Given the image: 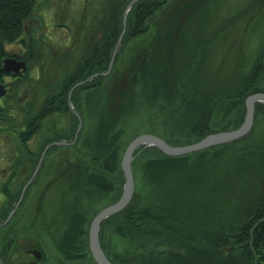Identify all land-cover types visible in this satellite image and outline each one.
Instances as JSON below:
<instances>
[{
	"label": "rangeland",
	"instance_id": "374dc122",
	"mask_svg": "<svg viewBox=\"0 0 264 264\" xmlns=\"http://www.w3.org/2000/svg\"><path fill=\"white\" fill-rule=\"evenodd\" d=\"M36 1L35 10L25 22L20 37L25 40L24 42H29L32 38L28 46L29 48L31 44L33 45L32 60L26 61L27 69L19 74L23 77V80L19 81V86L10 84L16 79L13 75L4 77L7 91L6 95L0 98V109L3 107L5 111L2 120L4 124L0 125V212L6 206V195L21 188L25 182L19 191L17 202L12 206V209L15 208L13 213L8 219L7 216L5 217L6 225L0 229V245L3 243L8 245L10 249L8 261L11 264H19L20 260H27L24 251L30 248L42 253L40 264H89L85 259L80 261L82 257H79L78 247L74 243L77 241V232L63 225L64 212H59L57 209L58 203L62 200L57 190L61 184H66L61 194H65V198L68 195L69 167L72 165L69 158L73 161L79 157L74 154L72 147L60 146L49 150L50 144H48L46 149V146L40 149L46 136L67 134L73 118L69 113L47 115L38 132L26 141L33 155L24 151L14 130L20 125L24 111L34 110L45 94L55 90L65 73L75 68L90 39L100 37L102 34L100 24L104 19L100 7L104 3L108 5L111 0ZM180 1L169 0L167 4L169 7L159 10L149 22L147 33L131 38L128 42H123L121 39L118 42L119 37L117 38L112 59L113 62L117 55L115 68L120 67L119 70L122 71L130 62L139 64V67L143 63L150 64V70L147 71L150 77L143 76L142 71L145 68L139 67L137 76L134 75L135 85L129 91L132 94L131 102L134 107L122 121L125 127L123 133L125 141L133 134L137 136L143 132L158 136L168 134L174 139L181 140V133L190 130L193 126L195 127L192 130L202 125L201 121L205 118L201 110L206 106L212 107L208 123L218 130L228 120L229 113L224 109V102L221 99L217 100L224 92V85L228 83L226 75H233L234 78L239 74L235 71L236 56L245 58L246 61L241 59L247 67L253 60L250 57L256 54L259 47H264V16L260 15L264 14V7L259 10L258 3L251 5L248 11L247 9L245 11V7L251 4L249 0H211L197 6L196 12L193 9L194 13L198 12L199 17L197 14L194 15L195 18L189 24L187 22L191 14L188 10H182L180 20L175 22V27L170 30V22L181 8H176L175 4ZM96 11L100 12V15H95ZM125 23L123 22L124 29ZM164 30H168V33ZM179 33L182 34V39L175 44L174 41L177 39L175 36ZM20 39L7 44V50L9 54L26 57L28 48ZM171 43L172 45L166 48V45ZM164 51L169 52L170 56L165 58L162 55ZM165 63L169 69L164 71L162 68L165 67ZM112 65L113 63L110 68ZM110 68L108 67L107 72ZM162 74L166 75L164 79H152L154 75L160 77ZM171 74L177 82H171L172 87L167 89ZM87 93L88 90L81 94L83 96ZM101 97V89L88 95V118L93 125L97 119L94 117L96 106H92L94 100ZM69 105L82 126L84 121L71 101ZM83 116L86 117L85 113ZM252 121L251 128L253 126L254 128L250 140L246 142L242 140L237 144L217 149L209 148L205 152L189 153L177 163L176 168L179 169L177 175L167 176L164 186L150 179L155 173L157 160L147 154L135 156L144 148L138 147L137 151H134L133 191H136L138 202L150 203L155 211L172 216L177 222L181 221L186 228L183 235L175 230L167 235L159 232L154 235L155 241L164 239L169 248L172 247L180 252L177 247H180L181 243L176 237L179 240L188 234V236L200 237L199 243L191 249L196 251L198 261L200 258L197 264H209L208 260L202 259V256L208 254V250L205 251L201 240L207 235H219L224 229H229L235 224L232 222L233 219L235 221L237 216L239 220L242 219L241 212L246 210L243 205L248 206L249 203V206H252L264 194V162L256 160L259 166H263L260 176L255 172L248 176V171L244 169L242 162L240 165L237 163L234 168H231L232 165L225 166L230 157L233 162L239 161L238 157L241 153L251 157L253 149L256 152L257 149L264 150V137H261L264 135V128L261 126L263 123H255L254 114ZM75 133L74 139L77 136ZM58 141L68 143L71 140ZM253 143L259 148L256 149ZM38 154L37 164L43 161L44 165L42 168V163L40 164L41 174L37 181H34L37 174L33 177L31 189L26 195V189L23 193L22 190L36 170L37 165L33 167V162ZM29 156L31 160L35 156V160L29 162ZM159 166L161 168V165ZM150 170L153 172L148 173ZM231 175L232 180L237 182L231 185L235 190L232 189L229 196H226L227 199L215 198L216 190H224L225 184L216 185V181L212 182V180L219 176L231 177ZM19 204L21 208L14 215ZM241 204L240 211L234 208ZM10 219L11 221L8 222ZM174 226L179 227V222ZM161 245L159 243V246ZM224 250L226 253L230 252L228 246L223 248ZM228 255L233 254L228 253ZM159 260L166 261L168 257L161 255L157 260L158 264Z\"/></svg>",
	"mask_w": 264,
	"mask_h": 264
},
{
	"label": "trees",
	"instance_id": "16d2710c",
	"mask_svg": "<svg viewBox=\"0 0 264 264\" xmlns=\"http://www.w3.org/2000/svg\"><path fill=\"white\" fill-rule=\"evenodd\" d=\"M209 1L211 2V0H181L179 3H176L175 7L181 8L179 12L173 16L175 18L170 22V30L175 27V22L180 20L182 10H188L191 14V18L187 22L189 24L195 18L194 15L197 14L198 16V12L194 13L193 9L196 12L197 6L202 3L206 4ZM249 1H251V4L245 7V11L246 9L248 11L251 5H256L257 3L259 4V10L264 7V0ZM128 2L129 0H111L108 5L105 3V5L102 4L100 12H102V15L104 14V19L100 24L102 31L100 37L90 39V43L85 47L84 54L76 63L75 68L65 73V76L56 86L55 90L45 94L41 102L35 106L34 110L24 111V116L21 119L22 121L19 123L20 125L14 130L22 148L25 149L28 148L26 141L38 132L37 130L41 127L42 121L45 120L47 115L69 113L73 118L72 125L67 131V134L60 133L46 136L43 139V144L40 149L42 150L47 144H50L48 147L49 150L60 146L72 147L71 149L75 151L74 154H77L79 157L73 161L69 158L70 156L68 157L69 162H71L70 164H72L69 167L70 179L68 182V195L65 198V194H61L64 191V185H66L61 184L60 188H57V190L60 194L59 198L61 197L62 200L58 203L59 207L57 209L59 212H64L62 214V216H65L63 225L77 232V241L74 243L78 247L77 251L80 253L79 257H82H80V261L85 259L89 264H98L91 256L90 248L88 247L89 224L99 210L113 203L121 195L124 184V172L121 170L120 166L121 157L126 149L125 147L135 136L133 134L129 140L125 141L123 138L125 127L122 121L134 107V104L131 102L132 94H130L131 92L129 91L131 87L135 85L133 80L137 76L139 64L137 65L135 62H130L129 65H125V69L123 68L121 71L119 70L120 67L115 68L117 63L116 55L112 62V67L107 72L110 64L109 61L113 54L112 51L116 46L117 38L123 28L122 15ZM168 3L169 0L135 1L127 12L125 18V32L121 41L128 42L131 38L133 39L139 37L141 34L147 33L149 31V22L159 10L166 8ZM36 4V0H0V66L5 56H15L14 54L8 53L6 45L20 39L25 28V22L33 14ZM100 12L96 11L95 15H100ZM260 15L264 16L262 13ZM186 24H184V27ZM184 29H186V27ZM183 31L184 30H182V32ZM164 32L168 33V30H164ZM181 37V33L177 34L175 36L177 39H175L176 41H174V43L180 42L182 39ZM31 40L32 38L29 39V42H24L25 40L23 38L20 39L27 48ZM172 43L170 45L167 44L166 48L170 47ZM32 48L33 45L31 44L28 48V54L25 55L26 57H22L26 61L30 62V60H32ZM162 55L166 58L169 52L165 53L164 51ZM240 56H242L241 53ZM236 57L235 71H238L239 74L234 78L232 77L233 75H226L228 83L224 85V92L217 100L219 101V99H221V101L224 102V109L229 113L228 120L225 121L224 125L222 124L218 130H229L239 127L243 122L242 120L246 112L245 98L253 92H264V47H259L256 54L250 57L253 60L248 63L247 67H245V64H243L244 62H242V59L246 61L245 58L241 57V59L238 55ZM164 65L165 67L162 68L164 71L169 69L166 63ZM149 66V63H143L139 67L145 68V70L142 71L143 76L150 77L147 72L150 70ZM105 72L107 73L105 74ZM4 75L5 73L0 70V82L4 81ZM162 75L160 77L154 75L152 79L157 80L159 78V80H162L164 76L166 77L165 74ZM13 76L16 79L10 84L19 86V81L23 80V77L16 73H13ZM169 78V88L167 89L172 87L171 82H177L174 79V75L172 76L171 74ZM77 81L82 82L76 85L69 97L73 107L84 122L74 139L73 136L77 130L76 127L79 118H77L74 112H72V108H70L68 92ZM98 89L102 90V97L94 100L95 103L92 106H96L94 117L97 119L95 125H93V122H90L88 118L89 108L87 102L89 100L87 99L90 93L96 92ZM87 90L88 93L82 96L81 93ZM128 105H130V107H128ZM211 110L212 107L210 106H206V108L202 109L201 113L204 114L205 118L204 121H201L202 125L192 130L195 127L193 126L190 130H186L183 134L181 133V140L177 138L174 139L168 134L159 136L171 145L196 142L200 138L208 135V133L218 131L217 128L212 127L210 123H208ZM82 113H85L86 117H84ZM4 114L5 111L2 107L0 109V125H2V123L4 124L2 121ZM254 121L255 123H263L261 126L264 128V102L262 101L256 102L254 105ZM89 123L91 124L89 128H87ZM10 127L12 129V126ZM253 128L254 126L247 134L238 139L192 152H205L209 148L217 149L219 147H227L232 144H237V142L242 140L246 142L250 140ZM11 132H13V130ZM261 137H264V135ZM68 139L71 140L68 143H56L58 140L67 141ZM140 148L143 147L140 146ZM255 148L257 149L259 146L256 145ZM257 151L258 152L253 149L252 155L250 154L251 157H247L246 154L241 153L238 157L239 161L235 160L233 162L230 157V160H227L225 166L232 165L231 168H234L237 163L240 165V162H242V164H244V169L248 171V176L251 175L252 172L260 176L259 174L263 172V166H259L256 160L259 159L261 163L264 162V150L257 149ZM192 152L172 156L163 153L156 146H146L135 156L140 157L147 154L149 157L151 156L157 160V167H155V173L152 175L153 178H150L149 174H147V176L157 184L159 183L161 186H164L167 181V176L177 175L179 171V169L176 168L177 163ZM38 157L39 154L33 162V167L37 165ZM75 162L76 164H74ZM41 163L43 168V161ZM159 165H161L163 170ZM132 166L133 162L131 163V169ZM42 168H38L39 170L36 172L37 175L34 181H37ZM150 172L153 171L150 170L148 173ZM250 179L251 178H249V180ZM213 181H216V185L221 183L225 184L223 185L224 190H216L215 198L217 199H219L218 197L227 199L226 196H229L232 189L233 191L235 190L231 185L237 183L236 180H232V175L231 177L219 176L212 180V182ZM228 183H230V185ZM31 186L32 183L29 182L25 190L26 195L30 191ZM21 188L9 194V200L0 212V221H4L10 209L13 208L12 206L17 202ZM241 206L242 204L234 208L240 211ZM243 206L246 207V210L244 211L242 208V219L239 220L236 215V220L234 221L233 219L232 221L233 223L235 222V224L232 223L233 225H231L229 229H224L219 235H207L205 239L203 238L201 240V242H203V247H205V251L208 250V254L202 256L203 260H208L207 263L264 264V194L261 195L252 206H249V203L248 206ZM20 208L21 204L17 206L14 215L17 214ZM9 221H11V219L8 220V222ZM178 222L179 227H175L174 225H178ZM178 222L170 215L155 211L148 202L139 203L135 191L129 203L122 210L115 212L113 215L104 218V220L100 222L98 232L100 246L106 257L114 264H158L157 260L161 255L167 256L168 260H159V264H197V262H200V258L198 261L196 251L191 248L199 243L200 237L195 235L188 236L189 234L183 236V239L180 240L176 237L181 243V246L177 247L180 249V252L175 251L172 247L169 248L164 239L160 240L161 242L155 241L154 239L155 234L161 232L167 235L172 232V230L180 232V234L183 235L186 228L181 224V221ZM5 225L6 224L0 225V229ZM159 243L162 244L161 246H163V248L159 246ZM164 244H166V246ZM158 246L159 248H157ZM227 246L230 252L226 253L225 250L223 251V248ZM4 248H8L6 243L0 245V250ZM228 253H232L233 255H228ZM1 262L9 264L8 261H6L5 254H0V264Z\"/></svg>",
	"mask_w": 264,
	"mask_h": 264
},
{
	"label": "water",
	"instance_id": "95a60500",
	"mask_svg": "<svg viewBox=\"0 0 264 264\" xmlns=\"http://www.w3.org/2000/svg\"><path fill=\"white\" fill-rule=\"evenodd\" d=\"M137 0H131L128 2L124 14H123V22L125 23L126 19V13L129 9V7ZM121 33L118 38L119 40L122 38L124 34V27L121 29ZM115 52L113 51L111 60L109 61V68L112 64V59L114 56ZM27 69L26 66V60L21 58L18 59L15 56H5L3 59L2 65L0 66V70L4 73H11V72H17V73H22V71H25ZM82 81L76 82V84L73 85V87L69 90V94L71 91L76 87L77 84L81 83ZM6 93L5 85L3 82H0V97L1 95ZM264 102V92H253L250 93L246 98H245V116L243 118V122L240 124L239 127L237 128H232L229 130H218V132H210L208 135L200 138L196 142L192 143H186L185 145H171L169 144L166 140L161 138L160 136L148 132H143L142 134H139L135 136L125 147V151L122 154L121 157V170L124 172V185L122 188V193L118 197L117 200H115L113 203L108 204L104 206L101 210H99L93 217V219L90 222V226L88 229V247L90 248V253L91 256L94 258V260L97 261L98 264H114L109 260L108 257L103 252L102 247L100 246L99 242V228H100V222L104 220V218L113 215L115 212H118L122 210L128 203L131 197L133 196L134 193V180H133V173L131 169V163L133 161V155L134 151L138 149V147H146V146H156L158 147L163 153H166L168 155L176 156L179 154H185L187 152L191 151H198L199 149H204L208 148V146H213V145H219V143H226L234 139H238L241 136L245 135L248 133L250 130L252 124H253V114H254V105L256 102ZM81 126V121L78 123L77 126V131L75 135L78 133V128ZM48 146V145H47ZM45 147V149L47 148ZM42 156L40 157L41 160ZM39 165H37V168ZM36 170L33 172V176L35 175L34 173ZM29 178L27 182H29L32 177ZM25 189V187H24ZM22 190V193L24 191ZM15 209V208H14ZM14 209H12L9 214L7 215L8 217L13 213ZM39 252L38 250H36ZM20 264H29V263H20ZM30 264H34V262H31Z\"/></svg>",
	"mask_w": 264,
	"mask_h": 264
},
{
	"label": "flooded vegetation",
	"instance_id": "af4514ba",
	"mask_svg": "<svg viewBox=\"0 0 264 264\" xmlns=\"http://www.w3.org/2000/svg\"><path fill=\"white\" fill-rule=\"evenodd\" d=\"M18 59H21L22 57H19V56H17V55H15ZM11 75H13V73L11 72V73H8V74H6V75H4V77L5 76H11ZM4 82H5V78H4ZM7 85V84H6ZM7 87V86H6ZM2 97V96H1ZM0 97V98H1ZM24 151L25 152H28L29 153V155H31L33 152H32V150H30V149H28V148H25L24 149ZM33 155V154H32ZM29 162H32V161H34L35 159V156H34V158H32V160H31V157L29 156ZM27 182V181H26ZM9 194L10 193H8V195H6L7 196V201L9 200ZM6 222L5 221H0V225H3V224H5ZM37 249H34V248H30V249H25V251H24V254L28 257V259L27 260H20V262H19V264L20 263H31V262H34V264H40V259H41V256H42V253H39V252H37L36 251ZM0 254L1 255H6V261H8V259H9V255H10V249H9V247L8 248H6V249H1L0 250ZM9 262V264H11L10 263V261H8ZM1 264H4L3 262H1Z\"/></svg>",
	"mask_w": 264,
	"mask_h": 264
}]
</instances>
